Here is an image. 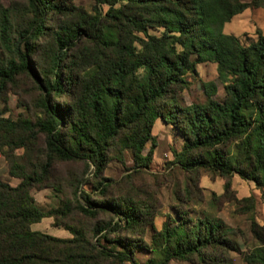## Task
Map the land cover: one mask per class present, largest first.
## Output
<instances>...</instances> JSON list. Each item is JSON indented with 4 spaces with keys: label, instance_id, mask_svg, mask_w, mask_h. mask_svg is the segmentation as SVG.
I'll use <instances>...</instances> for the list:
<instances>
[{
    "label": "trees",
    "instance_id": "obj_1",
    "mask_svg": "<svg viewBox=\"0 0 264 264\" xmlns=\"http://www.w3.org/2000/svg\"><path fill=\"white\" fill-rule=\"evenodd\" d=\"M94 1L92 12H85L69 0H29L33 18L18 31L0 7V45L16 56L0 65V93L15 75L30 73L44 91L46 111V117L35 123L0 118V141L19 130L24 135L16 146L42 135L47 151L45 162L31 173L18 166L16 173L13 165L9 167V174L20 179L16 185L0 180V264H99L107 258L137 264L130 254L133 243L120 237L113 242L123 250L113 252L88 247L81 231L62 222L72 238L32 230L31 225L43 217L65 216L71 207L67 205L66 212L43 211L31 189L46 178L55 160H81L97 176L116 148L131 151L133 169L147 168L156 147L152 129L157 119L170 124L183 139L181 149L173 151V162L181 169L217 173L224 179V193L233 173L264 191V35L244 45L222 31L246 8H264V0ZM103 4L108 5L105 11ZM58 15L66 19L56 23ZM41 45L48 46L45 59L35 62ZM202 62L216 64L224 96L214 98L216 84L203 82L205 100L183 105L177 96L187 87L185 75L195 74L196 64ZM50 94L67 99L62 106L48 105ZM0 154L11 160L1 145ZM80 197L81 211L106 209L119 217L120 222H108L94 234L108 226L119 229L120 223L142 228L143 210L131 202L109 195L95 200L84 190ZM225 227L207 216L194 220L168 216L153 238L157 264H167L171 258L230 264L229 253L239 250ZM251 232L259 244L243 260L264 264V226L252 222ZM100 240L99 236L95 243Z\"/></svg>",
    "mask_w": 264,
    "mask_h": 264
},
{
    "label": "rangeland",
    "instance_id": "obj_2",
    "mask_svg": "<svg viewBox=\"0 0 264 264\" xmlns=\"http://www.w3.org/2000/svg\"><path fill=\"white\" fill-rule=\"evenodd\" d=\"M69 3L85 12H92L95 1L69 0ZM0 7L6 9L15 31L24 28L33 18L29 0H0ZM102 7L105 11L108 5L103 4ZM64 19L66 17L62 15L54 17L56 23ZM222 31L237 36L244 45L256 42L258 34L264 35V8L261 6L246 8L226 22ZM151 33L157 32L152 30ZM47 47L41 45L37 50L35 62H42L45 59ZM12 57L16 58L11 51L0 45V65H4ZM185 80L187 87L180 89L177 96L183 105L205 100L203 82L212 81L216 84L214 98L220 100L224 96L223 85L218 79L216 64L213 62L196 64L195 74L186 73ZM43 98L44 91L37 85L33 76L26 72L18 73L0 93V118H9L12 121L28 119L35 123L46 117L42 105ZM65 99H67L65 95L50 94L47 104L57 103L62 106ZM152 134L156 140V147L147 168L133 169L132 154L127 148L113 149L112 158L97 176L93 175V167L86 168L81 160L53 161L49 174L32 187L31 194L36 205L43 211L54 209L66 212L67 205L71 207V211L65 213L67 214L65 216L57 214L56 219L53 216L43 217L33 223L31 229L56 237L72 238V234L59 223L62 222L81 231L88 247L106 248L113 252L123 250L113 242L120 237L124 243H133L134 247H131L130 254L137 264H157L159 254L153 238L162 229L168 216L175 220L180 216L192 220L207 216L221 221L226 226L228 237L239 250L229 253L230 264H247L243 260V255L259 244L251 232V224L254 222L258 226H264V191L258 188L254 181L233 173L229 177V191L224 193V179L217 173L204 168L186 171L173 162L175 160L173 151H179L183 144V139L175 128L157 119ZM7 135L9 138L6 140H13V143L1 140L0 145L10 154L11 160L8 162L0 154V180L16 185L20 179L9 174V167L13 165L16 173L20 171L17 166L31 173L45 162L47 151L42 135L26 146L15 145L24 135L23 132L15 130L8 132ZM149 146L147 143L144 153ZM80 180L84 183H79ZM103 187L106 191L101 193ZM81 190L95 200H103L106 198L104 196L109 195L111 198L131 202L143 210L142 228L139 229L135 225L130 229L120 223L119 229L114 230L108 226L94 234L95 228H103L108 222L113 224L119 221V217L106 209H97L92 214L81 211L79 209L80 204H83ZM98 194L103 196L97 197ZM104 234L105 237L101 238ZM99 236L101 240L98 245L95 242ZM99 264L133 263L107 258ZM167 264L192 263L171 258Z\"/></svg>",
    "mask_w": 264,
    "mask_h": 264
}]
</instances>
